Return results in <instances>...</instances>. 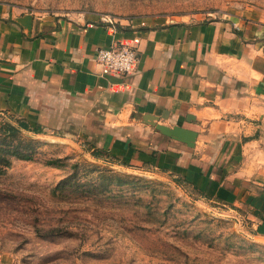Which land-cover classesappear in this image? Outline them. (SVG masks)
<instances>
[{
    "label": "crops",
    "instance_id": "1",
    "mask_svg": "<svg viewBox=\"0 0 264 264\" xmlns=\"http://www.w3.org/2000/svg\"><path fill=\"white\" fill-rule=\"evenodd\" d=\"M119 41L138 51L126 74L96 60ZM0 113L123 165L182 177L264 237V21L131 23L2 8ZM150 118L195 130L194 145Z\"/></svg>",
    "mask_w": 264,
    "mask_h": 264
},
{
    "label": "rangeland",
    "instance_id": "2",
    "mask_svg": "<svg viewBox=\"0 0 264 264\" xmlns=\"http://www.w3.org/2000/svg\"><path fill=\"white\" fill-rule=\"evenodd\" d=\"M0 7L131 23L264 21V0H0ZM22 123L0 113V163L10 161L0 173V260L264 264V237L243 212L202 197L182 177L123 165L86 141Z\"/></svg>",
    "mask_w": 264,
    "mask_h": 264
},
{
    "label": "built area",
    "instance_id": "3",
    "mask_svg": "<svg viewBox=\"0 0 264 264\" xmlns=\"http://www.w3.org/2000/svg\"><path fill=\"white\" fill-rule=\"evenodd\" d=\"M138 59L137 48L120 41L99 47L96 54L97 63L104 71L118 74L132 72Z\"/></svg>",
    "mask_w": 264,
    "mask_h": 264
},
{
    "label": "water",
    "instance_id": "4",
    "mask_svg": "<svg viewBox=\"0 0 264 264\" xmlns=\"http://www.w3.org/2000/svg\"><path fill=\"white\" fill-rule=\"evenodd\" d=\"M152 125H154L161 132L172 136L177 139L186 141L189 145H194L197 132L193 129L182 127L180 125L169 126L160 122L155 121L154 118L148 120Z\"/></svg>",
    "mask_w": 264,
    "mask_h": 264
},
{
    "label": "trees",
    "instance_id": "5",
    "mask_svg": "<svg viewBox=\"0 0 264 264\" xmlns=\"http://www.w3.org/2000/svg\"><path fill=\"white\" fill-rule=\"evenodd\" d=\"M22 125H23V127L28 128V124L27 123H22ZM22 157L28 158V155H22ZM9 164H10L9 159H6V161L4 163H0V173H3L5 167L9 166Z\"/></svg>",
    "mask_w": 264,
    "mask_h": 264
}]
</instances>
